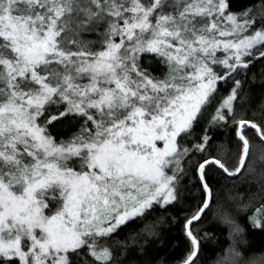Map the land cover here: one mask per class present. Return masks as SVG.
Here are the masks:
<instances>
[{
	"label": "snow or ice",
	"instance_id": "obj_1",
	"mask_svg": "<svg viewBox=\"0 0 264 264\" xmlns=\"http://www.w3.org/2000/svg\"><path fill=\"white\" fill-rule=\"evenodd\" d=\"M0 264H264V0H0Z\"/></svg>",
	"mask_w": 264,
	"mask_h": 264
},
{
	"label": "trees",
	"instance_id": "obj_2",
	"mask_svg": "<svg viewBox=\"0 0 264 264\" xmlns=\"http://www.w3.org/2000/svg\"><path fill=\"white\" fill-rule=\"evenodd\" d=\"M260 240H261V238H260V237H257L255 242H256L257 244H259V243H260Z\"/></svg>",
	"mask_w": 264,
	"mask_h": 264
}]
</instances>
